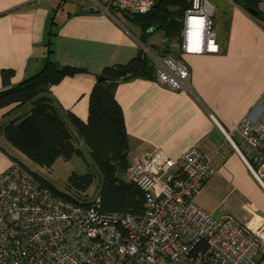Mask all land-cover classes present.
Wrapping results in <instances>:
<instances>
[{
	"label": "crops",
	"instance_id": "0c3cea01",
	"mask_svg": "<svg viewBox=\"0 0 264 264\" xmlns=\"http://www.w3.org/2000/svg\"><path fill=\"white\" fill-rule=\"evenodd\" d=\"M94 1L0 0V89L2 70L11 71L9 85H15L41 68L49 42L54 62L86 69L49 87L64 109L86 121L96 74L144 51L154 75L133 77L114 88L130 161L155 149L178 160L196 146L211 158L216 172L195 202L217 219L231 215L245 222L254 213L264 216V188L234 147L246 132L238 128L242 119L256 121L264 114L263 0L257 8L263 17L238 0H208L218 51L203 53L182 51L184 11L181 17L170 15L162 27L144 30L132 12L112 0ZM154 55L180 59L188 70L187 87L172 89L157 81ZM9 107L0 108V123ZM8 145L0 134V173L13 158L20 161Z\"/></svg>",
	"mask_w": 264,
	"mask_h": 264
},
{
	"label": "built area",
	"instance_id": "2783aa9c",
	"mask_svg": "<svg viewBox=\"0 0 264 264\" xmlns=\"http://www.w3.org/2000/svg\"><path fill=\"white\" fill-rule=\"evenodd\" d=\"M132 13L148 12L157 0H112ZM211 4L191 0L183 12L184 53L218 51ZM157 81L187 87L180 59L153 56ZM234 145L264 188V114L242 119ZM216 172L198 147L173 159L160 149L131 159L127 180L142 191V212L107 211L95 194L78 203L51 191L24 165L12 161L0 173V264H264V216L240 222L215 218L194 200Z\"/></svg>",
	"mask_w": 264,
	"mask_h": 264
},
{
	"label": "trees",
	"instance_id": "16d2710c",
	"mask_svg": "<svg viewBox=\"0 0 264 264\" xmlns=\"http://www.w3.org/2000/svg\"><path fill=\"white\" fill-rule=\"evenodd\" d=\"M238 1L245 8L257 9L261 0ZM190 3L191 0H158L148 12L132 13L130 16L144 30L155 24L159 28L172 20H168L170 15L181 17ZM171 6H176V9ZM180 27L178 23L177 29ZM51 51L48 42V56L41 68L15 85H9L11 71L2 70L0 108L10 107L5 113L6 120L0 123V134L11 146L40 166L49 167L59 157L69 159L77 155L83 158L88 170L83 174L71 172L67 177V186L62 190L29 169L54 193L78 203H87L89 199L85 191L97 173L99 183L96 194L100 197L101 209L141 213L142 191L126 178L130 163L128 141L122 110L114 98V88L119 82L133 77L154 75L152 61L146 52L140 51L124 63L104 66L96 74L89 94L88 117L83 121L64 109L51 96L49 87L66 75L86 69L59 65L50 58ZM77 142L88 151L95 170L90 169L83 149ZM13 160L22 164L15 158Z\"/></svg>",
	"mask_w": 264,
	"mask_h": 264
},
{
	"label": "rangeland",
	"instance_id": "374dc122",
	"mask_svg": "<svg viewBox=\"0 0 264 264\" xmlns=\"http://www.w3.org/2000/svg\"><path fill=\"white\" fill-rule=\"evenodd\" d=\"M89 4H96L94 0H85ZM260 8L264 10V0L262 1ZM259 9V8H258ZM260 9V10H261ZM261 12V11H260ZM263 14V12H261ZM263 17V15H262ZM78 145L83 149L84 157L89 163L90 169L95 170L91 165V158L89 156L88 151L85 147L77 142ZM13 154L20 160V162L26 166L28 169L37 172L39 175L47 179L54 187L57 189H65L67 186V177L71 172H75L77 174H83L88 170V166L82 157L73 155L69 159H64L62 157L57 158L49 167L40 166L34 163L32 160L27 158L22 152L17 150L11 145H8ZM264 182V178H263ZM99 183V175L96 173L93 183L87 188L85 191L87 198L91 199L96 194V188Z\"/></svg>",
	"mask_w": 264,
	"mask_h": 264
},
{
	"label": "water",
	"instance_id": "95a60500",
	"mask_svg": "<svg viewBox=\"0 0 264 264\" xmlns=\"http://www.w3.org/2000/svg\"><path fill=\"white\" fill-rule=\"evenodd\" d=\"M246 10H247L248 12H250L251 14H253V15H260L259 11H258L257 9H255V8H252V7H246Z\"/></svg>",
	"mask_w": 264,
	"mask_h": 264
}]
</instances>
